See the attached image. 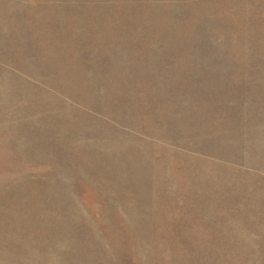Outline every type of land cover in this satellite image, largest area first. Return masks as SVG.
<instances>
[{"label":"rangeland","instance_id":"rangeland-1","mask_svg":"<svg viewBox=\"0 0 264 264\" xmlns=\"http://www.w3.org/2000/svg\"><path fill=\"white\" fill-rule=\"evenodd\" d=\"M0 264H264V0H0Z\"/></svg>","mask_w":264,"mask_h":264}]
</instances>
